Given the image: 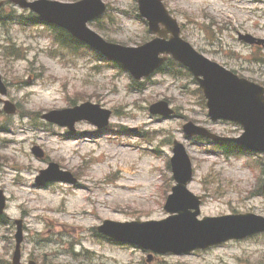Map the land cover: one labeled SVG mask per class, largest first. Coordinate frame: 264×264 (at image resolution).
<instances>
[{
	"label": "rangeland",
	"instance_id": "rangeland-1",
	"mask_svg": "<svg viewBox=\"0 0 264 264\" xmlns=\"http://www.w3.org/2000/svg\"><path fill=\"white\" fill-rule=\"evenodd\" d=\"M102 1L108 9L100 30L88 24L93 31L129 47L149 39L147 26L135 18L136 0ZM162 2L184 25L181 36L195 49L264 85V65L250 63L251 55L264 57V51L242 46L236 38V32L264 38V0ZM2 14L8 21L0 22V73L8 86L4 99L17 112L0 114V190L6 196V218L24 223L22 264L31 259L38 264H147L146 253L112 245L95 228L104 220L166 217L162 206L173 185L167 166L173 141L190 156L194 175L188 190L201 197L199 218L242 213L264 217V196L258 192L264 155L226 157L211 143L182 133L183 124L191 121L219 136L241 134L234 124L210 121L191 77L156 73L137 93L126 73L87 51L64 50L55 40L57 32L29 22V12L8 3ZM19 16L23 19L12 20ZM160 100H167L180 116H150L148 107ZM87 101L112 111L107 129L97 131L81 122L69 136L40 118ZM35 146L44 151V159L31 154ZM49 163L69 171L77 182L36 187L35 177ZM13 234L10 224L0 226V264L11 262ZM150 264H264V235L191 256H158Z\"/></svg>",
	"mask_w": 264,
	"mask_h": 264
},
{
	"label": "water",
	"instance_id": "water-1",
	"mask_svg": "<svg viewBox=\"0 0 264 264\" xmlns=\"http://www.w3.org/2000/svg\"><path fill=\"white\" fill-rule=\"evenodd\" d=\"M10 1L37 13L43 21L67 30L106 58L120 62L136 80L149 76L162 64L164 59H159V54H172L176 60L188 66L197 79L207 99L209 116L214 120L224 119L241 124L244 134L234 141L250 150L264 152V90L246 80L238 79L230 72L196 55L188 45L178 39L175 22L171 21L158 0H138V11L148 21L151 32L162 36L158 31V24H163L172 33V38L167 42L157 39L135 49L108 44L86 27L88 21L104 13L105 6L100 0H83L72 5L47 0L32 3L26 0ZM243 39L251 40L249 37ZM0 94H6L1 79ZM5 112L13 113L14 109L6 104ZM150 113L168 117L172 111L165 102H159L150 107ZM109 116L110 112L101 110L98 106L84 104L74 109L51 112L43 118L74 131V124L81 120H87L98 128L105 127ZM183 130L188 136L201 135L219 140L218 137L195 127L192 123L186 124ZM33 153L37 157L43 156L38 148H34ZM173 153L171 168L176 186L172 188V195L167 198L164 206V210L172 216L160 222L105 221L97 228L99 233L155 253L187 254L198 248L264 231V220L250 215L204 219L197 222L195 218L198 215V201L186 190V184L191 178L190 161L182 145L176 142ZM40 174L37 178L39 184L70 179L68 174L59 172L54 164H50L49 168ZM3 207L4 199L0 192V213ZM188 209H195L196 212L189 213ZM16 224L13 264H19V247L22 241L21 222Z\"/></svg>",
	"mask_w": 264,
	"mask_h": 264
},
{
	"label": "trees",
	"instance_id": "trees-1",
	"mask_svg": "<svg viewBox=\"0 0 264 264\" xmlns=\"http://www.w3.org/2000/svg\"><path fill=\"white\" fill-rule=\"evenodd\" d=\"M1 18H2V16H0V20H3V19H1ZM63 39H65V40H63ZM56 40H57L62 46H67V41H69V42H73V43H74V41L71 40V38H70L68 35H66L64 32H61V31L58 32V36L56 37ZM66 40H67V41H66ZM218 146H219V149L223 151V148H227V147H229L230 145H229V144H219Z\"/></svg>",
	"mask_w": 264,
	"mask_h": 264
}]
</instances>
